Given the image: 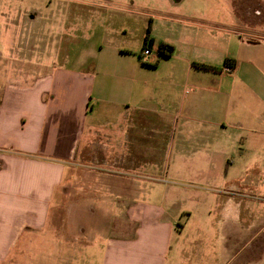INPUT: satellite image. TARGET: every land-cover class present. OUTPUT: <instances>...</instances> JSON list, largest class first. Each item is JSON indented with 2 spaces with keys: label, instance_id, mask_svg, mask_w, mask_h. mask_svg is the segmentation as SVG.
Here are the masks:
<instances>
[{
  "label": "crops",
  "instance_id": "obj_1",
  "mask_svg": "<svg viewBox=\"0 0 264 264\" xmlns=\"http://www.w3.org/2000/svg\"><path fill=\"white\" fill-rule=\"evenodd\" d=\"M236 7L230 0L226 16L188 18L175 41L156 45L151 37L152 51L161 43L174 47L155 68L121 52L134 63L113 68L103 58L91 70L38 65L36 75L23 73L0 86V264H79L82 258L86 264H173L172 221L181 210L142 207L135 187L122 192L129 224L119 225V233L125 234L107 244L79 238L85 252L79 257L78 237L62 219L72 184L63 162L78 157L92 165L98 151L91 137L100 141L103 163L139 179L143 165L157 168L154 137L165 135L161 164L172 178L167 196L183 189L173 184L182 185L194 168L193 179L212 185L202 193L222 200L227 216L240 201L253 199L252 181L264 182V22L260 35L243 29ZM226 59L236 60L231 73L223 70ZM162 62L170 64L164 79L142 73L156 72ZM116 74L120 81L112 84ZM191 136L198 139L192 155ZM246 229L252 255L245 264H264V217ZM25 234L29 240L14 253ZM40 236L52 242L35 255L33 241Z\"/></svg>",
  "mask_w": 264,
  "mask_h": 264
},
{
  "label": "rangeland",
  "instance_id": "obj_2",
  "mask_svg": "<svg viewBox=\"0 0 264 264\" xmlns=\"http://www.w3.org/2000/svg\"><path fill=\"white\" fill-rule=\"evenodd\" d=\"M229 1L0 0V86L23 73L30 77L36 75L34 68L38 65L91 70L101 65L103 58H106L104 64L113 68L134 63L131 56L121 55V52L137 59L141 57L143 64H155L160 59L155 50L151 56L143 55L149 24L156 45L161 41H175L181 36L183 23L188 18L213 14L226 16ZM232 1L237 6L236 12L246 22L242 28L259 34L264 22L263 0ZM169 65V62H162L156 72L142 70V73L152 79L156 75L164 79ZM109 81L116 84L120 80L116 74ZM92 138L95 140L93 148L98 151L90 159L92 165L80 164L78 157L75 162H63L65 178L72 184L67 185L70 191L66 194L68 201L62 208V219L72 227L78 240H104L107 244L108 240L121 238L125 233H119V225L129 224L128 213L122 206V192L125 188L135 187L144 198L137 201L142 207L163 204L171 212L181 210L172 221L174 233L168 258L173 264H245L250 258L252 252L246 242L251 232L248 234L246 228L261 223L264 217V182L252 181L253 199L240 201V207L237 203L227 216L228 212L221 209L222 200L216 201L202 193L208 188L205 186L212 185L193 179L194 168L189 169V176L182 185L173 184L183 189L171 190V195H166L172 178L165 174V166L161 164V161L165 162L169 145L165 135L154 137L157 168L143 165L139 169L142 175L139 179H129L117 166L103 163L100 141ZM85 140L83 137V143ZM197 144L196 136L189 137L187 145L191 155L196 152ZM151 193L156 197L151 198ZM146 236L148 238L149 233ZM42 237H35L33 241L35 255L43 250L42 244L52 242L51 237ZM27 240L25 234L14 253L20 251ZM77 245L79 257L80 253L85 257L80 240ZM79 264H86L84 258Z\"/></svg>",
  "mask_w": 264,
  "mask_h": 264
},
{
  "label": "trees",
  "instance_id": "obj_3",
  "mask_svg": "<svg viewBox=\"0 0 264 264\" xmlns=\"http://www.w3.org/2000/svg\"><path fill=\"white\" fill-rule=\"evenodd\" d=\"M150 26L151 25L149 24V27L146 31V37H145L143 46H144V50H148L151 52L153 49V46H154V40L150 36V34H151ZM173 53H174V47L170 44L161 43V44H159V46L157 48V54L160 57V59L170 58L173 55ZM139 58L141 59V57H139ZM156 64L155 65H148V64L144 63L143 65L145 67H148V68H155ZM197 66H200L201 68L206 69V70L216 69V68L210 67V66L205 65V64H197ZM235 66H236V60L226 59L224 62L223 70L228 69L229 71L232 72L235 69Z\"/></svg>",
  "mask_w": 264,
  "mask_h": 264
},
{
  "label": "built area",
  "instance_id": "obj_4",
  "mask_svg": "<svg viewBox=\"0 0 264 264\" xmlns=\"http://www.w3.org/2000/svg\"><path fill=\"white\" fill-rule=\"evenodd\" d=\"M143 55H144V56H151V55H152V51L150 52V51H148V50H144ZM144 56H143V57H144ZM224 71H225L226 73H231V71H229L228 69H224Z\"/></svg>",
  "mask_w": 264,
  "mask_h": 264
}]
</instances>
